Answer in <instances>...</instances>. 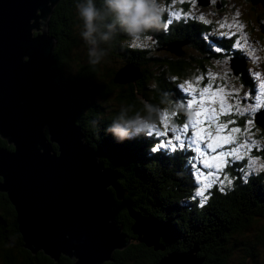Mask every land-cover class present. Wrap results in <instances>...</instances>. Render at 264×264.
Here are the masks:
<instances>
[{
	"label": "trees",
	"instance_id": "trees-1",
	"mask_svg": "<svg viewBox=\"0 0 264 264\" xmlns=\"http://www.w3.org/2000/svg\"><path fill=\"white\" fill-rule=\"evenodd\" d=\"M100 2L101 0H97L98 6ZM160 2L164 8L163 22L167 27L166 30L162 28L145 34L150 37L147 40L150 47L138 46L139 42L134 45L131 37L120 32L110 46L103 45L108 50L101 62L91 64L87 45L80 35L83 24L76 10L78 0H55L45 16L43 26L47 38L54 40L50 50L52 64L46 76L53 93L60 96L61 108L67 109L73 116L83 134V140L94 150L101 152L98 157H101L102 164L117 172L119 185L124 190L123 202L116 199V202L114 201L115 203L113 202L110 206V212L116 224L121 226V231L126 234V240L130 238L133 241H129L131 243L126 244L121 250H113L111 253H120L130 264H137V256L129 251L137 252L141 264H154L169 252L187 251L195 247L196 256L202 258L204 264L211 261L212 264H226L230 252L236 248H248L264 233V201H262L264 200V172L253 173L247 179H241L237 175V169L243 167V160L233 161L227 165L228 169H225L220 178L224 185L222 190L211 186L203 196L194 197L193 175H190L189 179L186 174L191 169L188 161L191 154L187 150L182 152L184 155L179 154V156L175 153L176 151L168 152V146L164 147L167 152H160L163 154L160 155L159 152H155L156 150H151V145L155 142L153 138L159 135L149 137L140 134L136 139L118 143L111 134L106 133V128L118 116L122 106L131 107L129 116L137 112L146 115L145 102L161 109V116H165L167 112L171 114V99L174 100L173 96L176 94L170 79L171 75L185 76L193 71L198 81L196 83L190 79L185 81L190 82L197 92L210 82L212 87L220 88L222 80L212 81L203 70L208 60L217 55L213 56L211 51L202 50L199 45L201 41L195 38L198 33L219 37L217 45L220 47L238 49L234 48L236 43L234 35L218 34L213 30L212 21L205 20L204 17L201 19L200 16L192 13L193 5L199 7L210 5L208 10L220 9L225 5L226 0H223V5L220 0H207L204 5L198 4V0H184L183 3L176 0L175 4L173 0H160ZM248 2L253 9L264 8L259 0L254 2L248 0ZM170 11H178L182 15L179 19L174 17L170 19L166 14ZM183 13H189V15L185 16ZM169 20L172 22L168 23ZM256 20L262 27L264 24L262 19ZM261 32L264 36V25ZM38 33V29L33 30L32 36ZM172 44L179 45V54L176 55L171 51ZM199 51H203L204 54L196 57L198 55L196 52ZM239 51L241 52L240 49ZM182 52H187L184 55L190 62L178 61ZM106 57L120 58L123 65L129 64L137 69V76L124 82L115 81L113 75L116 70L109 66ZM235 59L239 63L238 78L249 82L251 76L247 74L246 68L242 67L241 59ZM153 84L156 85L155 88L151 87ZM223 86L226 87V83H223ZM107 97L111 98V102H107ZM187 99L191 100V95L188 94ZM106 108H109L108 114L104 112ZM177 112H182V109ZM192 112H194L193 108L188 109L187 106L183 110V115L188 119L195 118ZM178 113H173V116L181 123L174 126H184V119ZM238 115L239 112L235 115L234 111L230 110L222 116V120L231 121L229 124L241 127L243 126L241 118L239 120L235 118ZM251 120L253 125L247 129L248 133H252L251 139L264 142V130L252 118ZM158 130L162 129L159 127ZM43 133L46 135L45 128ZM106 145L119 158L117 164L112 163L105 154ZM50 147L54 153L57 152V145L54 142H51ZM0 148L12 151L14 146L6 142V137H0ZM263 148L264 144L259 150L252 147L250 154L261 155ZM187 165L188 169L185 168ZM225 173L229 174L230 183L228 179H225ZM162 175L167 176L168 182L163 180ZM136 177L141 178L136 179ZM0 182H2L1 176ZM160 182L162 185L174 182L178 192L172 191L170 186L159 187ZM110 194L112 195L111 192ZM154 199H158L160 203L166 202L163 206L166 212L158 207L152 210ZM188 202L191 203L190 206ZM129 207L153 219L163 233L173 232L174 236L167 234L172 239L167 240L160 236L159 242L163 247L161 250H155L152 246H146L144 242L137 240L136 235L132 233L131 226L134 219L129 215ZM165 215H168L169 221H163ZM253 216L257 219L249 226L248 220ZM15 218L16 213L6 197V192L0 190V264H73L70 257L60 254L58 259L53 261L40 249L31 253L23 247L22 236L17 231ZM258 221H261L263 225L252 228L251 226ZM248 230L251 231V235L246 236L244 232ZM257 242L262 244L264 235ZM262 249L264 245L258 250ZM256 251L257 248L253 249L249 257L248 253L243 251L246 259H237V264H258L254 261ZM222 253L226 254L225 257L216 260V256ZM132 256L133 263L128 260ZM261 264H264V261Z\"/></svg>",
	"mask_w": 264,
	"mask_h": 264
},
{
	"label": "water",
	"instance_id": "water-1",
	"mask_svg": "<svg viewBox=\"0 0 264 264\" xmlns=\"http://www.w3.org/2000/svg\"><path fill=\"white\" fill-rule=\"evenodd\" d=\"M54 2L0 0V137L8 135L6 142L14 146L12 151L0 148V190L16 213L22 246L31 253L40 249L53 261L63 254L73 257V264H99L128 243L111 215L108 188L116 199L124 190L118 189L117 172L103 166L97 160L99 152L83 140L79 125L61 108L60 96L44 74L54 40L47 38L43 25ZM206 2L198 0L200 5ZM38 26L39 33L32 38ZM178 47L171 49L176 55ZM22 55L27 57L24 62ZM137 74L125 64L113 79L124 82ZM51 142L57 145V154L50 150ZM129 215L137 240L161 250V232L155 224L130 207ZM139 220L149 224L153 237L140 236ZM196 251L195 247L172 251L154 264H200Z\"/></svg>",
	"mask_w": 264,
	"mask_h": 264
},
{
	"label": "rangeland",
	"instance_id": "rangeland-1",
	"mask_svg": "<svg viewBox=\"0 0 264 264\" xmlns=\"http://www.w3.org/2000/svg\"><path fill=\"white\" fill-rule=\"evenodd\" d=\"M252 1L254 2L256 0H252ZM261 1L264 3V0H261ZM204 7L205 6L199 7V6L193 5L192 13H194L200 17H204L205 20L212 21L214 23L213 30L216 31L218 34L224 35V33H228V35H226V36H233L234 35V37H235L234 39L236 40V43H237V41H239V43H240V47H237V48L240 50H243L244 55L247 57V72H248V75L251 76V78L253 80H252V83L249 85L248 91L239 90L240 87L237 84H235V80L232 81V79H231V77L234 76L233 70H232L231 60H228V62L220 64L218 68L211 71L212 72V79H211L212 81L216 80L218 78L216 76V73L221 74V76L217 80L218 81L222 80V82H220V88L215 86V88L212 87V89L210 90V92L213 94L212 100L217 101L216 103L212 104V107L215 110L213 112L214 115L217 116L218 114H220L221 111L224 114L230 111L227 107H224L219 101H224V104H226V105H235L237 102H239V105H240L239 111L234 110V109H233V111H234L235 115L237 112H239V115L235 118H236V120L237 119L239 120V118H241L242 125H243L241 127H238L237 125H234V124H229V122L219 120V119H215L214 123L209 125L208 121L204 118V113L207 111V109L202 108V109H199V111H200L199 117L200 118L195 115L196 116L195 120L197 121V124L195 125L196 129H193L195 126L190 124L191 120L186 118L185 115H182V119H184L185 125L187 124L190 127V128H188V129H190V132H189V134H186L187 136H185L181 131H178L175 134L181 136V140L184 142L185 146L183 148H181V147H179V142L173 140L172 145L169 146L168 152L176 151L175 153L179 155V154H183L182 152L187 150V152H189L191 154L190 159H188V161L190 162V165H191V169H190V172L186 173V174L188 175L189 179L191 178L190 175H193L194 186H193L192 192H193L194 197L196 196L197 191L201 190L202 185H204V193L211 186H214L218 190H222V188L224 186L222 180L220 181L222 173H224L225 169H228L227 165L231 164L234 161L231 156H225L224 155L229 151V149L239 148L241 144H255V145H258V147L253 146V148H257L259 150V148L264 144V142H261L259 140H255L256 142L253 141V139H251L252 137H250L252 135V133H248L249 131H247V129L250 127L247 122L249 120H251V118L257 124H261V128L264 130V117L262 118L263 119V121H262L258 118L257 112L255 114L251 115L252 112L250 110H246V109H249L250 106H253L256 103V101L253 97L256 94V89H257L260 81L256 78L255 74L260 73L261 77L264 78V36H262V32H261L264 24L261 27L256 20L258 18V19H262V22H264V8L258 7L256 9H253L252 5L248 2V0H226L225 5L220 9L214 8V9L208 10V7L207 8H204ZM37 14H39V13H37ZM166 14H167L168 18L173 19V15H172L171 11L169 13H166ZM31 22H32V19H28V23H31ZM36 22H40V18H37ZM40 28H41V26L37 27L38 30ZM32 29H36V28H30L31 31H32ZM252 35H260L261 37H256V41H252ZM35 36H36V34L33 35L32 38H35ZM146 43H147V41H146ZM236 43H234V44H236ZM146 47H150V45L147 44ZM171 49L174 51V49H177V45H174ZM26 60H27V57L22 56L21 61L24 62ZM106 62L109 64L110 67H112L115 70L119 69L123 65V62L118 57H108V58L106 57ZM51 64H52V62H50L46 66V69L44 72L45 76L47 75V72H48ZM128 69H130V68H128ZM238 71H239V69L236 70V73ZM223 83H226L227 86L224 87ZM247 93H251V95L249 96L248 99H244V96ZM197 94H198V92H197ZM229 94H231V95H229ZM208 96H209V94L206 93L204 99L201 100L200 103L201 104H207L209 102ZM20 102H22V101H20ZM107 102L108 103L111 102L110 97H107ZM188 102H189V100H187V106H188ZM261 102L264 103V100H262ZM188 109H190V108L188 107ZM171 110H172V108H171ZM104 112H106L108 114L109 108L104 109ZM161 113H162V111H161ZM192 113L195 114V112H192ZM167 114H168L167 117L160 115L158 119H155V123L148 125L147 128H149V130H146L144 132V133H150L153 136H157L158 135L157 131H159L158 128L160 127L162 130H164L165 124H167V127L169 129V135L167 137L159 136V142L158 143L154 142L151 145V150L152 151L156 150L155 152H157V153L158 152L159 153L160 152H167V151H165L164 147L163 148L160 147V144L163 143L165 140L172 139L173 133L170 131V129H173L174 127L179 128V125H177V126H174V125H176L177 123H181L180 121L177 120V118L175 116H173L172 111H171V114L169 112H167ZM217 125H219V128H217ZM44 128L47 131L46 126H44ZM174 129H176V128H174ZM209 129L215 130V134H212L210 139H205L206 135L208 134ZM235 129H240V131L236 132ZM253 131L255 132V129H253ZM80 132H81V130H80ZM185 133H187V132H185ZM5 137L8 138V135H5ZM229 139H233L235 141V143H228L227 141ZM191 140H196L197 142L191 143ZM197 149H199V151H197ZM251 149H252V147L246 153V158L242 162L243 167L239 170L237 169V171H238L237 175L241 179H247L248 176L252 175L253 173H257L260 171L264 172V148L262 150L263 153H261V155H251L250 154ZM50 150L52 152H54L51 147H50ZM100 153L101 152L99 151L98 155ZM56 154H57V152H56ZM105 154L109 157V159L112 163L117 164L119 162V158L113 154L112 150L110 149V147L108 145H106ZM160 155H163V154L160 153ZM160 155H159V157H160ZM247 157H251L255 161V163H251ZM221 159H226L228 161V163L226 165L220 163ZM97 160L102 163L101 157H98ZM196 163H197V166H196ZM205 163L210 164V165L215 164L216 168L221 169V171H217L216 168L205 167ZM103 166H105V165H103ZM210 173L214 175L215 179H213V175H209ZM220 173H221V175L219 176ZM201 174H203L202 177H201ZM225 175H226V173H225ZM228 175L229 174H227L225 177H227L228 182L230 183V181H229L230 177ZM165 182H168V180H166ZM162 186H167V187L170 186L172 191H174L175 193L178 192L176 190L177 185L174 182L166 183L165 185H162V183L160 182L159 187H162ZM224 189H225V187H224ZM162 191H164V190H162ZM262 201H264V200H262ZM165 203L166 202H163V201H162V203H160V201L158 199H154V201H152L153 205L151 207L153 209L154 207H158L160 205L164 206ZM182 205L184 207L185 206L187 207V205H185V204H182ZM190 205H191V203L188 202V206H190ZM160 210L164 211L165 209H160ZM135 211L139 212L138 210H135ZM165 212H166V210H165ZM144 217L151 220L155 224L156 228H158L161 232V234H160L161 237H164L167 240L172 239V238H169L168 235L174 236L173 232L163 233L162 229L155 223V221L153 219H151L150 217H146V216H144ZM163 219H164L163 221H169L170 220L168 215H165L163 217ZM256 219H257V217H254V216L250 217V219L248 220L249 226H250V224H252L251 222L255 221ZM160 224L162 226H164L162 223H160ZM262 225H263V223L261 221H258L256 224L252 225L251 227L252 228H258V227H261ZM244 234L246 236H249V235H251V231L248 230L247 232H244ZM263 235H264V233L259 238H257L248 248H236L235 250L230 252V254L228 255V257L226 259L227 260L226 264H237V261H238L237 259L245 260L246 257L244 255L243 251L248 253V257H249V255L252 254L253 249H256V248H257V251H256V257H255L254 261H256L258 264L263 263V261H264V249H262L261 251H259L258 249L260 246L264 245V242L262 244H259L257 242V240L262 239ZM127 240H128L127 244H129V241H132L130 238ZM122 248H119V249L115 248L114 251L121 250ZM179 252H182V250ZM225 255L226 254L222 253V254L216 256V260L222 259L223 257H225ZM109 259H110L109 261L103 260L99 264H105V262H107L108 264H130L128 261L123 259V255H121L120 253H113V254L110 253ZM74 261H75V259L73 258V262ZM250 262H252V261L250 260ZM200 264H203V260L201 261ZM207 264H211V263H207Z\"/></svg>",
	"mask_w": 264,
	"mask_h": 264
},
{
	"label": "clouds",
	"instance_id": "clouds-1",
	"mask_svg": "<svg viewBox=\"0 0 264 264\" xmlns=\"http://www.w3.org/2000/svg\"><path fill=\"white\" fill-rule=\"evenodd\" d=\"M76 10L83 24L80 35L87 45L91 64L101 62L108 50L103 45L110 46L120 32L131 37L134 45L139 42L138 46H147L150 37L146 33L166 30L167 27L163 22L164 8L160 0H101L99 6L97 0H78ZM144 110L146 115L137 112L129 116L131 107L122 106L106 133L118 143L136 139L149 124L155 123L161 113V109L148 102L144 103Z\"/></svg>",
	"mask_w": 264,
	"mask_h": 264
},
{
	"label": "snow or ice",
	"instance_id": "snow-or-ice-1",
	"mask_svg": "<svg viewBox=\"0 0 264 264\" xmlns=\"http://www.w3.org/2000/svg\"><path fill=\"white\" fill-rule=\"evenodd\" d=\"M175 2H176V0H173V4H175ZM180 2L183 3L184 0H180ZM172 15L174 18L179 19L181 17L182 13L178 12V11H173ZM183 15L187 16V15H189V13H183ZM201 19H203V17H201ZM171 22H172L171 20L168 21V23H171ZM224 35H228V33H224ZM234 47H240L239 41H237V43L234 44ZM216 51L220 52V51H223V49L217 48ZM255 75H256V78L260 81V83L256 89V94L253 97L255 99L256 103L253 106H250L249 109H246V110H250L253 114L264 109V103L261 102L262 100H264V78L261 77L260 73H256ZM181 88L185 93H188L189 95H191L192 99L189 100L188 107L193 108L195 115L196 116L200 115L199 109H202V108L207 109V111L204 113V118L208 121L209 125L214 123L215 117L212 113L215 110L212 107V104L216 103L217 101L212 100L213 94L210 92V90L212 89L211 82L207 86H205L203 89H200L198 91V94H197V90L192 87L190 82H185L184 85H181ZM206 93L209 94V96H208L209 102L207 104H201L200 101L204 99ZM229 95H231V94H229ZM250 95H251V93L245 94L244 99H248ZM219 102L224 107H227L229 110L234 109V110L239 111V109H240L239 102H237L235 105H226V104H224V101H219ZM164 115H165V117L168 116L167 113H165ZM190 123L193 126H195L197 124V121L192 120ZM229 123H231V121H229ZM247 123L249 126L253 125L252 120H249ZM188 127H189V125L186 124V125H184L183 129H174V128L170 129V131L173 133L172 139L165 140L163 143L160 144V147L163 148V147L171 146L173 143V140H175V141L179 142V147L183 148L185 145H184V142L181 140V136L176 135L175 133L178 131L187 132ZM217 128H219V125H217ZM235 131L239 132L240 129H235ZM157 134L161 137H167L169 135V129L167 127V124H165L164 130H159L157 132ZM212 134H215V130L209 129L208 134L206 135L205 139H210ZM196 142H197L196 140H191V143H196ZM227 142L228 143H235V141L233 139H229ZM253 146L258 147V145H255V144H241L239 148L229 149V151L224 155L225 156H231L234 161L235 160H244L246 158V153ZM197 151H199V149H197ZM247 158L249 159V161L251 163H255V161L251 157H247ZM220 163L226 165L228 163V161L226 159H221ZM205 167L216 168V165L215 164L210 165V164L205 163ZM216 170L221 171V169H219V168H216ZM209 175H213V174L210 173ZM202 176H203V174H201V177ZM213 179H215L214 175H213ZM225 179H227V177H225ZM196 195L197 196H203L204 195V185H202L201 190L197 191Z\"/></svg>",
	"mask_w": 264,
	"mask_h": 264
},
{
	"label": "flooded vegetation",
	"instance_id": "flooded-vegetation-1",
	"mask_svg": "<svg viewBox=\"0 0 264 264\" xmlns=\"http://www.w3.org/2000/svg\"><path fill=\"white\" fill-rule=\"evenodd\" d=\"M219 1V0H218ZM166 3V2H165ZM220 3L223 5V0H220ZM225 3V2H224ZM207 7H211L210 5L208 6H205L204 8H207ZM44 26V25H43ZM44 33H46V31L43 29ZM185 35V34H184ZM256 37H259L258 35H252V41H256ZM195 38H198L200 41H201V48L204 52H206L207 50L208 51H211L213 53V56H215V54L217 56H215V58L213 59H210L208 60V62L206 63V65L204 66V71L207 73L208 77L210 79H212V70L216 69L219 67L220 64L222 63H225V62H228V60H231L233 58H237V59H241V62H242V67H245L246 68V72H247V57L244 55V51L241 50V52L239 51V49L235 50V49H232L231 47H227V48H223V47H220L218 46V42L217 40H220L219 37H213L209 34H203V33H198ZM185 39V38H184ZM189 39V38H188ZM191 39V38H190ZM217 48H220V49H223V51H216ZM235 48V47H234ZM203 51H199V52H196L198 55H196V57H200L201 55L204 54ZM183 54L178 58L179 60L178 61H185V62H190V60H188L184 54H186L187 52H182ZM172 59H175V57H172ZM188 65H191V64H188ZM193 66V65H192ZM234 68H232L233 70ZM197 70V69H196ZM238 73V72H237ZM237 73L233 72L234 76L231 77L232 81L235 80V84H237L240 89L239 90H246L248 91L249 89V85L252 83V78L250 77V81L249 82H244L242 79L240 80L238 78V75ZM248 74V72H247ZM216 76L219 78L221 76L220 73H216ZM217 78V79H218ZM235 78V79H234ZM170 79L172 81V83L174 84V89H176V94L173 96L174 97V100L171 99V103H172V112L173 113H178L177 111H181L182 109V112L178 113L180 115H183V110L187 107V97H188V94L185 93L182 88H181V85H184L186 79H190L192 81H194L195 83L198 81L197 78L194 76L193 74V71L190 72L188 75H185V76H179V77H176L174 75H171L170 76ZM238 82V83H237ZM173 88V87H172ZM174 105H179V107H174ZM228 111V110H227ZM214 115V113H213ZM224 115V113L221 111L220 114H218L217 116L214 115L215 119H219V120H222V116ZM189 119L192 121V120H195V118H192V117H189ZM191 124V123H190ZM184 125H185V122H184ZM184 126H181L179 125V128L178 127H174L176 129H183ZM190 128V127H188ZM193 129H196V126L193 128ZM185 136H187L186 134H189L190 132V129H188L187 133H185L184 131H181ZM142 134H145L147 136H152L150 133H142ZM155 139V142L158 143L159 142V136H157L156 138H153ZM198 163V162H197ZM197 163H196V166H197ZM195 166V167H196ZM188 169V165L185 167ZM163 178L164 181H166L167 179V176L165 175H162L161 176ZM141 177H136V179H140ZM156 182V181H155ZM117 186L118 188H122L120 185H119V182L117 181ZM108 192H109V196L113 199V202L116 200V198L114 197V190L112 188H108ZM110 192L112 193V195L110 194ZM123 194L121 196V198L117 199L118 201H121L123 202ZM121 199V200H120ZM116 202V201H115ZM114 202V203H115ZM113 204V203H112ZM161 207V208H160ZM152 208V207H151ZM159 209H163V206H158ZM156 207H154L152 210H155ZM133 241V240H132ZM131 243V242H129ZM134 244V243H132ZM131 252L132 254L136 255L137 256V264H141V260L138 256V253L137 252H132V251H129ZM60 255V254H59ZM63 255V254H61ZM65 256V255H64ZM58 259V257H57ZM56 259V260H57ZM70 259L73 260L72 257H70ZM125 260L127 261V259L125 258ZM130 262H134V259H133V256L132 258H129L128 259ZM212 264V261L210 262ZM105 264H108L107 262H105ZM203 264H204V261H203Z\"/></svg>",
	"mask_w": 264,
	"mask_h": 264
},
{
	"label": "bare ground",
	"instance_id": "bare-ground-1",
	"mask_svg": "<svg viewBox=\"0 0 264 264\" xmlns=\"http://www.w3.org/2000/svg\"><path fill=\"white\" fill-rule=\"evenodd\" d=\"M23 56V55H22ZM20 59H21V57H20ZM25 59V58H24ZM231 64H232V68H234L233 70H237L238 69V67H239V63H238V61L235 59V58H233V59H231ZM237 68V69H236ZM46 69V68H45ZM258 118L260 119V120H262L263 121V117H264V112L262 113V111L261 112H259L258 114ZM118 189H121V188H118ZM149 224L147 223V222H144V221H142V220H139V227H140V230L142 231V234H140V236L141 237H145L146 239H148L149 237H150V235L152 234V236L151 237H153V235H155V233H154V231L152 232V233H150L149 231V229H147V226H148ZM149 230V231H148ZM150 239H152V238H150ZM194 254H196V252L194 253Z\"/></svg>",
	"mask_w": 264,
	"mask_h": 264
}]
</instances>
